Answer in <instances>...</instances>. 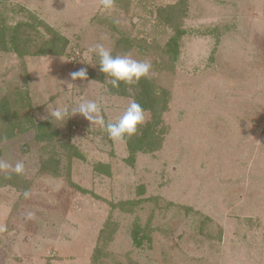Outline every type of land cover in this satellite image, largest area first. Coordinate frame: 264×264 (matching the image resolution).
Here are the masks:
<instances>
[{
    "label": "rangeland",
    "instance_id": "obj_1",
    "mask_svg": "<svg viewBox=\"0 0 264 264\" xmlns=\"http://www.w3.org/2000/svg\"><path fill=\"white\" fill-rule=\"evenodd\" d=\"M176 3L187 13L174 62V28L157 9ZM32 16L69 44L61 56L0 50V103H9L0 160L22 161L29 186L16 206L19 192L0 187V264H264V0H116L111 10L99 0H0V24ZM97 43L150 61L148 77L170 91L162 146L138 153L134 166L125 142L72 115L94 100L115 121L132 102L110 94L108 78L90 77L99 57L88 48ZM82 67L87 79L72 80ZM57 107L68 108L63 120L50 115ZM30 119L57 133L40 138ZM100 162L111 174L94 169ZM69 172L91 192L71 186ZM125 200H136L133 209L113 205ZM109 219L113 238L94 261ZM137 225L151 230L143 247L132 242Z\"/></svg>",
    "mask_w": 264,
    "mask_h": 264
},
{
    "label": "trees",
    "instance_id": "obj_2",
    "mask_svg": "<svg viewBox=\"0 0 264 264\" xmlns=\"http://www.w3.org/2000/svg\"><path fill=\"white\" fill-rule=\"evenodd\" d=\"M157 10V17L159 20L174 28V34L167 42V51L171 59L176 62L179 56L181 37L185 34V30L182 28V22L187 12L181 3L159 6ZM32 18L33 21H18L13 26H8L6 23L0 24V50L12 49L19 56H61L65 54L66 47L69 44L68 37L48 22L36 18L35 16H32ZM98 21L100 22V19H98ZM40 28H42V31L45 33H43ZM32 31L34 33L36 32L37 35H31ZM90 77L99 82H105L107 78L109 80L111 79V77L106 76V74L102 73L100 70L97 74L94 73ZM109 93L130 97L132 101L135 100L140 103L151 116V118L147 120V123L140 127L138 134L125 142L128 149V155L125 161L131 166H134L138 153H153L162 146L164 133L166 131L163 115L169 107L170 91L159 86L152 78L147 77L141 78L138 84L130 86L121 82L119 89L113 88L109 83ZM6 104L9 105L7 99L0 103V111H7L3 110ZM10 113H12V115L14 114L13 111ZM32 122L33 120L30 121V127L35 125L34 127L42 129L41 134H38L40 138H45V140H47L57 133L56 128L54 129L55 132L48 128L50 127L48 120L36 124ZM1 139L2 137L0 136V142ZM108 139H110L109 136ZM77 152L78 150L76 149L74 153L76 154ZM1 155L2 150L0 148V157ZM76 157L83 158V155L78 153ZM71 158L72 157H69V161ZM46 162L48 163L49 160ZM57 163L55 164V168L53 167L54 169L51 171H48L45 166L46 171L52 174L57 173L55 172L58 169ZM94 169L106 175L111 174L110 164L100 162L94 165ZM68 180L71 186H75L84 192H91L76 185L70 177V172L68 173ZM3 186H10L19 192L18 202H16L14 206L24 198L29 187L25 173L23 175H18L14 172L3 173L0 170V187ZM135 203L136 200H125L117 204L114 203L113 205L117 206L120 204L121 208L131 210ZM205 220L203 219L202 223H204ZM115 229L116 224L114 221L112 219L107 220L104 227L100 230L98 242L92 254V259L94 261H97V259L99 260L102 256L104 245L113 238ZM145 229V231H142L143 229L137 225L136 228L132 230V242L135 246L143 247L145 242L146 244L151 242V230L148 229L147 226Z\"/></svg>",
    "mask_w": 264,
    "mask_h": 264
},
{
    "label": "clouds",
    "instance_id": "obj_3",
    "mask_svg": "<svg viewBox=\"0 0 264 264\" xmlns=\"http://www.w3.org/2000/svg\"><path fill=\"white\" fill-rule=\"evenodd\" d=\"M116 0H99L100 5L105 10L115 8ZM88 52L94 53L99 57V70L111 77L108 83L113 88L119 89L121 82L125 85L138 84L141 78L149 76L152 64L147 60H136L129 55H113L111 50L102 43H97L88 48ZM72 80L87 79V68H80L70 73ZM81 114L91 124L99 125L107 132L110 139L114 141L127 142L133 136L137 135L140 127L147 123L146 110L143 106L133 100L115 121H106L102 114V108L94 100L81 102L72 109V115ZM50 115L57 120H63L68 115V108L57 107L51 111ZM0 170H11L18 175L25 173V166L22 161H17L13 166L9 162L0 160ZM27 196L28 193H25ZM30 216L32 214H29Z\"/></svg>",
    "mask_w": 264,
    "mask_h": 264
}]
</instances>
